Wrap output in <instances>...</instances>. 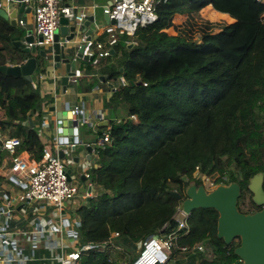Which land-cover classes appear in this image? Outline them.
Here are the masks:
<instances>
[{
    "label": "trees",
    "instance_id": "trees-1",
    "mask_svg": "<svg viewBox=\"0 0 264 264\" xmlns=\"http://www.w3.org/2000/svg\"><path fill=\"white\" fill-rule=\"evenodd\" d=\"M209 5L234 22L194 41L167 33L175 15L195 16ZM156 14L154 23L136 31L131 46L121 40L102 60L107 82L127 83L110 97L114 105H126L127 115L111 124L110 142L96 148L97 167L89 175L95 196L76 211L81 243L118 233L132 259L137 244L175 231L179 202L169 192L183 195L189 185H200L196 171L217 185L237 183L240 199L251 197L250 178L264 176V4L166 0ZM18 33L0 17V67L28 58L13 49ZM32 83L0 71V132L19 138L18 151L39 161L41 134L28 120L40 122L42 99ZM248 203L256 208L250 198ZM217 217L212 209L192 211L188 233L177 237L187 252H173L170 263L239 264L233 253L239 243L225 245L216 237ZM123 256L90 251L80 264H116Z\"/></svg>",
    "mask_w": 264,
    "mask_h": 264
},
{
    "label": "built area",
    "instance_id": "built-area-1",
    "mask_svg": "<svg viewBox=\"0 0 264 264\" xmlns=\"http://www.w3.org/2000/svg\"><path fill=\"white\" fill-rule=\"evenodd\" d=\"M166 0H112L110 4L102 6V14L107 18L102 25L95 27L92 30L96 39L87 36H82L80 44H82V56L87 58V62L91 66H98L102 60L108 58L113 47L117 42L124 40L125 44L131 46L136 31L139 28L145 27L154 23L157 19L156 8L161 2ZM264 4V0H256ZM25 8L32 12L33 29L32 42L23 41L24 48L43 49L53 43L55 31L58 29L61 18L69 21H74L80 25L86 13L72 6H62L59 0H21ZM113 21L114 23H111ZM20 26H24V22H18ZM41 39V41H39ZM71 79L76 80L81 77V72L77 69L73 71ZM127 83L123 78H119L118 84L112 87L111 91H115L118 86H125ZM145 85V84H144ZM72 120H77L79 125H88L90 123V116L84 114L81 106L74 105L71 110ZM103 115L98 114L96 117V124L103 120ZM111 126H105L101 131L99 139L96 141L98 147H102L110 142ZM21 145V140L17 137H6L0 141V151L6 153L10 157L8 170L10 175L15 178L8 177L11 182L15 183L17 187L23 189V193L16 199L9 197L0 189V264H27L32 261L33 255L20 256L11 248V240L15 234L9 231V215L13 212V206L17 203L39 202L44 203L51 210H54L52 215L59 216L65 205L74 200L80 191L79 183L67 180L66 166L63 164V159L59 157V143L55 141L54 147L43 146L42 156L39 161L23 157L22 152L18 151ZM74 145H70L72 149ZM193 177L199 180L201 184L210 190L214 189L217 184L211 181L206 176L199 174L197 171ZM84 178L89 179L88 174H84ZM92 189V184L89 183L86 189ZM207 191V190H206ZM84 196L90 197V193ZM53 215V216H54ZM8 217V218H7ZM58 218V217H57ZM187 216L181 211H176L175 220L177 227L175 231L170 233L159 232L155 234L157 237H150L146 242L136 245L138 256L132 259L121 244L118 243L119 234L111 233L110 236L98 243L76 242V245H70L66 248L64 244L59 243L56 248L58 252L55 257L57 264H80L82 254L96 251L99 253H123L124 256L119 264H170V257L172 253L179 250L180 252H187L186 247L177 245V237L180 231L183 234L188 233ZM7 219V220H6ZM3 220V221H2ZM59 220V219H58ZM61 231V226L48 222L46 228H37V233L47 236L49 233H57ZM17 236V235H16ZM15 236V237H16ZM48 239V238H46ZM50 245L53 244L52 239H48ZM55 245V244H54ZM206 248V246H203ZM202 248H194L192 252L201 251Z\"/></svg>",
    "mask_w": 264,
    "mask_h": 264
},
{
    "label": "crops",
    "instance_id": "crops-1",
    "mask_svg": "<svg viewBox=\"0 0 264 264\" xmlns=\"http://www.w3.org/2000/svg\"><path fill=\"white\" fill-rule=\"evenodd\" d=\"M59 1L60 5L62 6L75 7L78 13L83 11L88 17L90 16L94 17L96 20H103L104 16L102 14V6L105 4H110L112 0ZM2 6L8 13H11L13 10H16V12L18 11L16 3L12 0H2ZM204 9L212 10L210 5ZM176 16L179 17L181 15H175L174 17ZM15 20V27L20 34L18 33L12 40V46L14 50H22L24 48L23 37L27 31H31L33 29L32 12L24 7L23 13H16ZM20 20L24 22V26H20L18 24ZM5 21L10 24L9 20ZM209 33L211 32H208L207 34ZM93 36L94 33H92V38ZM18 41H22L20 47L15 46V43ZM39 60L40 59L37 61L38 64H40ZM101 63L102 61L98 66H91L89 62L86 64L80 63L78 66H76V69L81 72V77L73 80L69 76L65 86L61 81V78L65 76L63 68L53 69L50 64L48 67L37 65V68L33 73L35 77V79L32 81L33 87H38L39 94L42 99L41 119L40 122L36 121V116H33L29 119L28 125L31 127L34 125L33 121L36 122L34 126L41 134L40 139L43 146L49 145L54 147L55 141L57 142L59 139L57 135L58 121L60 120L59 118L62 117L64 113H69V117H71L70 110L74 105L81 106L84 114H88L90 116V123L93 126L89 127L94 128L92 133H95L98 135V137L94 138L90 135V133H87L85 130H81L78 139L83 144L90 145L92 150L89 155V161L86 160V157L88 156L87 153H80V161L79 165L77 166H75L73 163V160L77 155L76 151L73 152L70 148V145L59 146L58 152L61 154V156H63V164L67 168H72L75 173L78 172L79 174V178L76 181L73 179V181L75 183H79V185L81 183L78 196L65 205L60 217L55 216L54 214L53 216L52 213L54 210H51L44 203L25 202L20 203L18 206H16V204L13 206V212L9 215V218L7 217L9 221L8 230L15 234L11 240V248L20 256L22 255L30 257L33 255L34 259L29 261L27 264H46L50 255L55 257L56 253L58 252L56 246H58L59 243L64 244L66 248H70L71 244L75 246L76 242H80L77 233L79 218L76 211L81 205L87 203V197L84 195L88 193L86 187L89 183H91L90 179L86 180L84 178V174L90 175V170L93 167H97L96 148L98 146L96 144L92 145L91 143L92 141H97L99 139L100 133L102 130H104L105 126H111L113 122H119L125 117V113L121 105L116 106L110 101L112 87L116 86L118 81L115 83L107 82L106 77L100 72L102 65ZM6 65L15 66L16 62L8 61ZM101 77H103V79H101ZM98 114H102L104 118L101 122H98L97 125L96 117ZM6 137H8V134H2L0 132V141ZM0 153L3 154V158L0 161V177L3 179V181L0 183V189L5 194H7V196L17 199L20 194L23 193H20L18 189H23L17 187L15 183L9 180L10 178H15L10 175L8 170L10 157L2 151H0ZM22 155L23 157H28L26 152H22ZM81 176H83V183ZM9 183L13 185L11 186V189L6 188L7 184L9 185ZM82 186L85 187L83 188ZM93 188L94 185L92 184L90 198H92L96 192ZM12 189L15 190L16 196H10L9 192ZM32 204L34 205L33 207ZM5 218L6 217H3L1 219L4 220ZM1 219L0 223L2 224ZM50 220L52 223L55 222L56 225L60 224L61 231L57 233H49L47 236L38 234L37 228H46ZM46 238L52 239L54 241L53 244L50 245V242Z\"/></svg>",
    "mask_w": 264,
    "mask_h": 264
},
{
    "label": "water",
    "instance_id": "water-1",
    "mask_svg": "<svg viewBox=\"0 0 264 264\" xmlns=\"http://www.w3.org/2000/svg\"><path fill=\"white\" fill-rule=\"evenodd\" d=\"M12 1L16 3L18 11L13 10L8 13L2 6V0H0V17L9 20L10 24L15 26L16 13H23L24 5L20 2L21 0ZM103 21L107 22L105 16ZM111 23L114 22L111 21ZM99 25V20L90 16H85L80 25H77L74 21L61 18L59 27L54 33L53 43L50 46L41 50L23 48L22 52L28 55V58L15 66H1L0 71L12 76H23L27 80L33 81L35 79L33 73L37 65L48 67L50 64L53 69L63 68L65 76L61 78V81L65 86L68 77L73 75L76 66L80 63H87V58L82 56L81 37L87 36V39H89L92 30ZM31 34L32 31H27L23 41L32 42L33 36ZM21 44L22 41H18L15 46L20 47ZM110 54H112V51ZM38 59H40V64L37 62ZM59 119L57 128V135L60 139L57 140L59 145H74L72 151L77 153L73 160L75 166L79 165L81 152L88 154L86 160L89 161L92 148L78 139L82 125H79L77 120H72L69 113H64ZM91 144L95 145L96 140L92 141ZM59 157L63 159L61 154H59ZM65 171L67 180L70 181L73 169L66 167ZM263 178L262 173H257L249 179L247 186L248 191L251 193V201L255 206L262 207L260 211L253 214H242L238 211L237 202L240 197V187L235 182L228 185L219 184L209 192L205 190L202 184H191L186 187L183 195L173 191H170L169 194L179 202L178 210L187 217L197 209L214 210L218 215L216 237L221 239L225 245H230L234 239L239 240V245L233 250L234 255L239 259V264H264ZM81 180L83 183V176H81ZM90 192L91 188H88V193ZM89 199L90 197H87L86 200ZM156 237V235L153 236V238Z\"/></svg>",
    "mask_w": 264,
    "mask_h": 264
},
{
    "label": "rangeland",
    "instance_id": "rangeland-1",
    "mask_svg": "<svg viewBox=\"0 0 264 264\" xmlns=\"http://www.w3.org/2000/svg\"><path fill=\"white\" fill-rule=\"evenodd\" d=\"M211 9L213 11L209 10V9H203L195 16H189V17H187V16H179V17L176 16V17H174L173 26L171 28L169 27V29L167 30V33L170 35L179 34L180 36H183L188 41H194V40L200 39V37L204 33H208V32L215 33L218 30L222 29L224 26L232 23L235 20L233 17L229 16L228 14L220 13V12L214 10L212 7H211ZM99 22H100V25H102L104 23V21L102 19H100ZM93 39H95V35L93 36ZM39 50H41V48H39ZM121 107L124 110V113H125L124 116L126 117L127 107L124 104L121 105ZM0 118H1V115H0ZM133 121H135V118H133ZM81 130L82 131L85 130L87 133H90V135L94 138L98 137V135H96L95 133H92L94 131V128H90L89 126L87 127V125H83L81 127ZM78 175H79L78 172L75 173V171H73L70 175V178L75 179L74 181H76L79 178ZM80 185H81V183H80ZM11 186H13V185L11 183H9V185L7 184L6 188L11 189L12 188ZM18 190L20 191V193L23 192V190H20V189H18ZM206 190H207V192L211 191L207 187H206ZM9 194H10V196H16L15 190H13V189L9 192ZM93 196H95V195H93ZM249 198L251 199V197H249V195L246 194V196L244 198H242V199L239 198L240 200L238 199V202H237L238 210L242 209L245 212L246 211L251 212V211L255 210V208L249 209L250 208L249 203H248ZM19 204L20 203H17L16 206H18ZM29 205H31V204H29ZM33 206L34 205L32 204V207ZM237 240L238 239L234 240L232 242V244L233 243L237 244L238 243ZM52 257H53L52 255L49 256V260L46 262V264H57L55 259H51ZM120 262H121V259L120 260L118 259L116 264H119ZM170 264H172V263H170Z\"/></svg>",
    "mask_w": 264,
    "mask_h": 264
},
{
    "label": "flooded vegetation",
    "instance_id": "flooded-vegetation-1",
    "mask_svg": "<svg viewBox=\"0 0 264 264\" xmlns=\"http://www.w3.org/2000/svg\"><path fill=\"white\" fill-rule=\"evenodd\" d=\"M263 186H264V178H263ZM240 209V208H239ZM262 209V207H257L256 206V208H255V210H253V211H251V212H245L244 210H242V209H240V210H238L240 213H242V214H253V213H255V212H257V211H260ZM234 240H236V239H234ZM233 240V241H234ZM232 241V242H233ZM237 242L239 243V240H237Z\"/></svg>",
    "mask_w": 264,
    "mask_h": 264
}]
</instances>
